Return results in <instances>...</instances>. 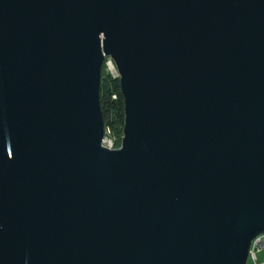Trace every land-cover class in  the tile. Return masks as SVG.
<instances>
[{"label": "water", "instance_id": "1", "mask_svg": "<svg viewBox=\"0 0 264 264\" xmlns=\"http://www.w3.org/2000/svg\"><path fill=\"white\" fill-rule=\"evenodd\" d=\"M261 233L264 0H0V264H246Z\"/></svg>", "mask_w": 264, "mask_h": 264}, {"label": "trees", "instance_id": "2", "mask_svg": "<svg viewBox=\"0 0 264 264\" xmlns=\"http://www.w3.org/2000/svg\"><path fill=\"white\" fill-rule=\"evenodd\" d=\"M116 95V99L112 96ZM100 105L104 119V125L110 126L113 133L121 141L122 128L124 124V104L120 91L119 80L106 76L101 71L100 82Z\"/></svg>", "mask_w": 264, "mask_h": 264}, {"label": "built area", "instance_id": "3", "mask_svg": "<svg viewBox=\"0 0 264 264\" xmlns=\"http://www.w3.org/2000/svg\"><path fill=\"white\" fill-rule=\"evenodd\" d=\"M102 71L106 76L111 77L112 79H118L119 74L114 60L109 56H104ZM112 99H116V95L112 96ZM119 138L113 133L110 126L104 125V135L101 141V144L104 148L109 150L117 149ZM263 257V261L259 263L258 257ZM246 264H264V233L256 235L250 243L248 249V257Z\"/></svg>", "mask_w": 264, "mask_h": 264}, {"label": "rangeland", "instance_id": "4", "mask_svg": "<svg viewBox=\"0 0 264 264\" xmlns=\"http://www.w3.org/2000/svg\"><path fill=\"white\" fill-rule=\"evenodd\" d=\"M119 145H120V142L117 143V146H119ZM258 261H259V263H261L263 261V257L261 255L258 257Z\"/></svg>", "mask_w": 264, "mask_h": 264}]
</instances>
